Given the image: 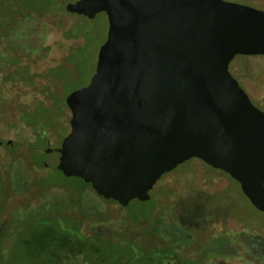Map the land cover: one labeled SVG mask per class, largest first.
Here are the masks:
<instances>
[{"label":"water","instance_id":"1","mask_svg":"<svg viewBox=\"0 0 264 264\" xmlns=\"http://www.w3.org/2000/svg\"><path fill=\"white\" fill-rule=\"evenodd\" d=\"M102 21L94 56L75 62L69 129L42 167L80 178L120 207L148 201L161 176L190 159L221 170L264 214V112L229 72L264 54V11L226 0H56ZM92 63V64H91ZM91 74L80 84L83 67ZM23 143L0 137L14 153Z\"/></svg>","mask_w":264,"mask_h":264},{"label":"rangeland","instance_id":"2","mask_svg":"<svg viewBox=\"0 0 264 264\" xmlns=\"http://www.w3.org/2000/svg\"><path fill=\"white\" fill-rule=\"evenodd\" d=\"M64 1L72 2L75 0ZM229 1L264 11V0ZM74 21L76 25H80L79 27H75V32L79 34L80 37L73 39L64 38L65 31ZM23 24L24 25L16 32V34H13L5 41L0 40V50L4 53L3 61L0 59V64L1 62H4L0 66V105H4L3 112L5 111L6 114L11 111V108H13V110H18L23 107H30L37 102L35 101L37 99H44L47 104L50 102V97L60 96L62 100L65 99L67 94L76 88V81L73 80L75 79V61L83 54H85V59L87 60L94 56L95 51L103 43L106 36L105 25L102 21L95 24L90 22L86 17L78 16L75 13L69 15L63 13L60 14L57 10H51L50 12L38 15L33 20L25 21ZM10 43L17 46L14 48V51L9 52L5 47ZM75 49L78 50L74 51ZM91 64H87L83 67L80 84L85 83L89 78L91 74ZM230 64L234 76L240 80V82L245 83L247 87L249 85L247 81H250L247 80L248 77L251 81L254 80V83H260V77L264 73L263 69L260 68L261 66L263 67L264 60L259 62L257 59H244L243 57H240V55H236ZM50 68L53 69L47 71ZM52 70L54 74L51 72ZM13 73H15V76ZM243 73H247V75L244 77L242 75ZM250 92L255 96V92L252 91L251 88ZM250 101L255 107L264 112L262 106L256 104V102L252 100ZM261 105L264 106V103H261ZM0 115L4 116L1 112ZM4 117L6 120H11L9 114ZM69 117L70 114L67 110L65 111V117L62 119V122L64 121L65 124L66 132L63 129H56L53 133L49 131L46 132V137H48L49 142L53 146H57L61 137L63 138L65 136L64 134L67 133L69 129ZM5 119L3 122H0V131H2L0 132L1 138L16 139L18 141L31 138L29 131L22 127L17 130L19 136L15 133L14 129L10 130L8 128L6 132H3L1 129H3L2 127L6 121ZM19 119H21V117L17 115V120ZM17 149H15V151ZM4 151L7 150L0 149V152ZM24 153V150L18 152L20 156ZM35 156L40 162H43L44 160L47 162L55 160L54 153L43 154L39 152ZM185 164L183 163L179 165L178 169L182 168ZM22 169L23 166L20 165L17 166L14 171L10 170L9 177L12 178L16 174L19 182H21V180H26V177L29 175L28 173L25 174V172L22 174ZM1 170L5 171L7 168H1L0 164V173ZM40 171L47 177L46 179L49 183L56 182L61 184L67 190H71L73 183L70 180H64L56 170L41 168ZM0 176H2V174H0ZM161 178L157 181L152 191L160 188ZM232 180L233 179L224 172L214 171L210 167H206L197 161H193V164L190 167L181 170L180 173H170L162 180V183L165 184L164 186L166 188H172L175 192L180 190V202L193 208L188 210L189 213L184 212L182 217V220L184 221H187L186 215H191L192 213L197 212L195 208L200 207L202 198L207 199L209 195L211 196V194H214L215 192H220L222 194L219 196H213V198L210 199L212 204L222 202L224 197H227V199L230 200L231 205L228 209L230 217L226 219L225 223H222L221 221L215 223L208 232L213 236L209 242L211 245H215V240L216 238L218 239L220 235H223L222 237L224 239L223 245L215 247V250L222 255L219 256L214 252H210L211 254L208 255L209 259L211 257L219 258V261L221 262H209V264H264V253L260 254L257 251L254 252L253 248L250 247L252 242L245 241L244 244L242 243L241 245H237L235 242L238 240V235L240 233L248 231L249 233L255 234L260 231L261 234L264 235V214L259 213L251 206L249 201L237 189L239 188L237 182L235 184ZM19 185L16 186L17 190H21ZM186 185L192 186V188L195 189L193 190L194 192L189 193V190L184 191L183 188ZM30 192H33V189L26 190L25 193L23 192V194H20L22 195L21 198L23 202L29 197ZM86 194V198L83 200L85 208L93 210L101 209L103 207L106 209V204L102 198L98 197L95 193L90 194L87 192ZM151 195L152 192L150 196ZM163 195L164 194L162 193L156 195L155 198L157 203H159L161 198H164ZM175 198V196L172 197L170 201H176ZM38 200L40 201H38L37 204L31 206L34 211H36V207L39 206L40 208V205H42L44 201L43 198ZM108 207L112 212L117 211L116 214L110 213L108 218H115L112 219V221L118 222L127 227L128 231L134 230L138 232L140 228L139 224L125 219V217L127 218V215L129 217V214L134 216L139 214L141 207L137 202L132 200L126 206H121V209H119L118 204H110ZM149 207L152 210V213L160 211V208L153 203H151ZM22 209L23 210H18V214H20L19 219L23 220L30 218V216L28 217L29 213H27L30 209ZM239 211L243 213L242 215L240 214V217L238 216ZM124 212L127 215H125ZM236 212H238L237 215L235 214ZM11 217H13L12 214H10V218ZM141 222H143L142 219ZM49 223L52 225L51 227H54L53 230L45 225ZM250 224L255 225L256 229L254 232H251L249 229L250 227H247ZM56 227L64 228L65 224L62 221L53 224L52 218H45L44 221L32 222L28 227L29 232H23L18 237L11 231H8L0 247V264H96V261L93 260V258H90V256H92L91 254H89L90 256L85 255L86 257H81V252L76 251V249L74 250V241L70 243L65 239V235H60V237L57 236L58 233L56 234L55 232ZM175 228L178 232L182 230L179 226H176ZM102 229L106 230L104 227H102L101 230ZM71 235L73 238L78 239L86 234L84 230L81 229L80 231L71 232ZM17 238L21 239V242L18 246H14L13 243ZM62 247L66 248V250H64L65 256L60 250ZM133 255L137 258L135 261H143L142 259L146 258L145 253L138 250L134 251ZM110 260L111 258L109 255L103 256V262L101 263L110 264ZM125 260L126 262L124 263L130 262L128 259Z\"/></svg>","mask_w":264,"mask_h":264},{"label":"trees","instance_id":"3","mask_svg":"<svg viewBox=\"0 0 264 264\" xmlns=\"http://www.w3.org/2000/svg\"><path fill=\"white\" fill-rule=\"evenodd\" d=\"M55 1L56 0H0V40L5 41L13 34H16L24 25L23 23L25 21H31L36 16L50 12L51 10H57L60 14H71L58 10L55 6ZM76 26L79 27L80 25H76L75 21L72 22L65 31L64 38L73 39L80 37V35L75 32ZM16 46L17 45L10 43L5 48L10 52L14 51ZM76 50L78 49L74 51ZM3 55V51L0 50L1 61L4 59ZM243 58L256 59L255 57ZM3 63L4 62H1L0 66ZM51 69L53 68L47 71ZM51 72H53V70ZM15 73H13L14 76ZM73 80L76 81V79ZM35 101L37 102L30 107L19 108L18 110H13V108H11V111L7 113L10 115L11 120L5 119L4 116L7 114L5 111L3 112L4 105H0V112L4 115H0V122H3L4 119L6 120L1 130L6 132L8 128L10 130L14 129L15 133L19 136L17 130L22 127L28 130L31 136V138L27 140L23 137L24 140H20L23 145L14 153L9 151L0 152L1 168H7L5 171L1 170L0 173L2 174V176H0V247L8 231H11L18 237L23 232H29L28 227L32 222L44 221L45 218H52L53 224L59 221L65 224L64 228L56 227L55 232L56 234L58 233L57 236L60 237V235H65V239L70 243L74 241V250L80 251L81 257H86L85 255L90 256L89 254H91L92 256H90V258H93L96 264H102V257L107 255L111 258L109 261L110 264H209V262H218L220 260L214 257L209 259L208 255L211 254L210 252H214L221 256V254L215 250V247L224 244L223 235H220L221 238L220 236L218 239L216 238L215 245H211L209 242L213 236L208 232L215 223L219 221L225 223L226 219L230 217L228 213L229 206L231 205L230 200L223 195L224 198L222 202L212 204L210 199L213 198V196L222 194L220 192H215L211 194V196L209 195L207 199L202 198L200 207H194L197 212L186 215L187 221H184L182 220L184 212L189 213L188 210L193 208L180 202V190L175 192L172 188H166L164 186L165 184L162 183V180L170 173H180L181 170L190 167L193 161H197L206 167L209 166L199 159H190L184 162V164H186L182 168L178 169L177 166L175 168L176 170L173 169L163 174L161 176L160 188L158 187L159 189H154L155 191H152V195L148 201L140 202L134 200V202H137L141 207L138 215L134 216L129 214L128 217L124 212V214L127 215L125 219L139 224L140 227L138 232L134 230L128 231L127 227L112 221V219L115 218H108L110 213H117V211L112 212L108 207L110 204H117L115 201L102 198L106 204V209L103 207L101 209H87L83 205V200L86 198L87 192L94 194V191L88 185L84 184L80 178L64 177L56 170L64 180L67 179L73 183L71 190H67L59 183H49L46 179L47 177L41 173L40 169L44 167H42V162L38 161L35 155L41 152L39 150L41 144L49 141L48 137H46L47 131L53 133L56 129H63L66 132L65 124L64 121L62 122V119L65 117V111L68 109L65 104V99L62 100L60 96L50 97L49 104H47L44 99H37ZM17 115L21 117V119H19L20 121L17 120ZM20 150H24L25 152L22 156L18 154ZM20 165L23 166L22 174L25 172V174L28 173L29 175L26 177V180H21V182H19L16 174L12 178L9 177V171H14L15 168ZM211 169L222 172L218 169ZM232 182L236 184V181L232 180ZM17 185L20 186L21 190L16 189ZM29 189H33V192H30L25 203L22 201V195L20 194H23V192L25 193L26 190ZM237 189L240 191L239 188ZM183 190H189V193H191L194 192L193 190L195 189L192 188V186L186 185ZM159 193L164 194V198H161L159 203H157L155 197ZM203 193L206 195L205 192ZM174 196L176 197V201L171 202L170 200ZM42 198L44 200L43 204L40 205V208L39 206L36 207V211H34L31 206L37 204L38 201H40L38 199ZM151 203L159 207L160 211L152 213L149 207ZM22 208L30 209L27 212L30 218L23 220L19 219L20 214H18V210H23ZM119 209H121L120 205ZM237 213L238 212L235 214L237 215ZM10 214H12L13 217L10 218ZM240 214L242 215L243 213L239 211V217L241 216ZM141 219L143 222H141ZM45 225L49 226L48 228L52 230L54 229V227H51L52 225H50V223ZM176 226H179L182 230L178 232L175 228ZM102 227L106 230H101ZM247 227H250L249 229L251 232H254L256 229L254 224H250ZM81 229L84 230L86 235L78 239L73 238L71 232L80 231ZM20 242L21 239L17 238L13 245L18 246ZM60 250L65 256L64 250H66V248L62 247ZM137 250L145 253L146 258L142 259L143 261H135L137 258L134 257L133 254L134 251ZM125 259L130 260V262L124 263L126 262ZM256 261L258 262L257 259ZM220 262L221 261H219V263Z\"/></svg>","mask_w":264,"mask_h":264},{"label":"flooded vegetation","instance_id":"4","mask_svg":"<svg viewBox=\"0 0 264 264\" xmlns=\"http://www.w3.org/2000/svg\"><path fill=\"white\" fill-rule=\"evenodd\" d=\"M226 1H229V0H226ZM241 56L242 57H255L257 59V61H259V62L264 60V54H262V55H254V56H243V55H240V57ZM229 65H230L229 66L230 67V73L233 75L234 78H236L234 76L232 70H231V64H229ZM260 69H263V71H264V64H263V67L261 66ZM242 75L245 77L247 75V73L246 74L243 73ZM260 78H261L260 83H257V82L254 83V80L251 81V79H249V77H248L247 80H250V81H247V83L249 84L248 87H247V85L245 83L240 82V80H238V79H236V80L238 81V83L240 84L242 89H244V91L247 93V95L250 98V100L256 102V104H259L264 109V106L261 105V103H264V73L261 75ZM250 88L252 89V91L255 92V96H254V94H252L250 92ZM254 99H256L257 101L254 100ZM39 150H40V148H39ZM245 241L252 242V244H250L251 245L250 247L253 248L254 252L257 251L260 254L264 253V235L261 234L260 231L256 232V234L255 233H249V231L248 232H244V233H240L238 235V240L235 241V242H236L237 245H241L242 243L244 244Z\"/></svg>","mask_w":264,"mask_h":264}]
</instances>
